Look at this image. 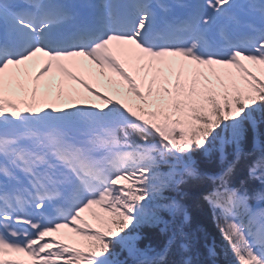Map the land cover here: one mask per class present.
I'll use <instances>...</instances> for the list:
<instances>
[{
    "label": "snow or ice",
    "instance_id": "1",
    "mask_svg": "<svg viewBox=\"0 0 264 264\" xmlns=\"http://www.w3.org/2000/svg\"><path fill=\"white\" fill-rule=\"evenodd\" d=\"M88 7L0 0V264H116V244L135 264H168L176 233L160 250L133 233L161 211L187 222L164 196L185 178L213 181L203 199L235 264H264V211L248 205L264 189L229 183L242 125L264 111V0ZM217 140L224 167L204 177L192 155ZM248 174L264 184V151Z\"/></svg>",
    "mask_w": 264,
    "mask_h": 264
},
{
    "label": "trees",
    "instance_id": "2",
    "mask_svg": "<svg viewBox=\"0 0 264 264\" xmlns=\"http://www.w3.org/2000/svg\"><path fill=\"white\" fill-rule=\"evenodd\" d=\"M256 123L255 129H253L251 123L247 120L244 121L243 135L239 143L242 145L251 144V139L257 135L259 141L264 144V111H257L253 113ZM217 142V141H216ZM215 142V143H216ZM216 146V144H213ZM247 149V148H246ZM204 151H196V167L199 170H210L214 166V155L209 156ZM235 167V170H239L240 167H245L246 164L243 161H239ZM189 183L187 189H189L187 202L190 206L191 211V220L196 222V226L200 229H204L205 231L211 230L214 234L216 233V229L213 225V222L210 220L209 212L201 199V193L206 186L204 178L200 180L189 179ZM165 213L161 211L159 215H164ZM155 229L156 227L153 226ZM153 228H147L146 232H149L153 238L158 237V233Z\"/></svg>",
    "mask_w": 264,
    "mask_h": 264
}]
</instances>
